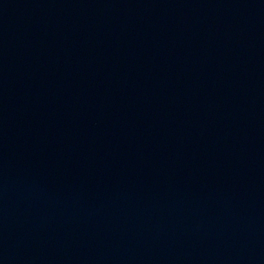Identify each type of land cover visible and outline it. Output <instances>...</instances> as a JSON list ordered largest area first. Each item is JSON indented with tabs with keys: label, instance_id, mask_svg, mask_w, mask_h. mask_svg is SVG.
I'll return each instance as SVG.
<instances>
[{
	"label": "water",
	"instance_id": "obj_1",
	"mask_svg": "<svg viewBox=\"0 0 264 264\" xmlns=\"http://www.w3.org/2000/svg\"><path fill=\"white\" fill-rule=\"evenodd\" d=\"M0 264H264V0H0Z\"/></svg>",
	"mask_w": 264,
	"mask_h": 264
}]
</instances>
